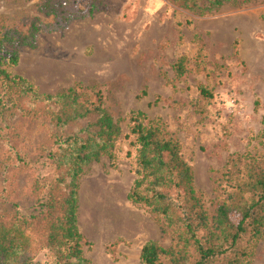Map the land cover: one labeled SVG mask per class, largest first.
<instances>
[{"label": "trees", "instance_id": "1", "mask_svg": "<svg viewBox=\"0 0 264 264\" xmlns=\"http://www.w3.org/2000/svg\"><path fill=\"white\" fill-rule=\"evenodd\" d=\"M248 1L165 0L197 16ZM103 5L104 0H39L40 17L27 26H0V264H91L78 227L80 179L102 159L116 169L123 141L135 177L127 200L154 216L170 239L168 247L146 243L139 264H253L264 241V116L261 133L248 140L245 151L228 156L223 197L210 215L180 141L164 130L161 118L132 111L126 120H115L101 99L80 86L46 95L4 69L17 65L16 50L32 47L39 34L64 30ZM204 58L201 48L196 65ZM191 62L181 55L168 83L184 81ZM197 92L205 106L215 98L209 86L199 84ZM192 107L206 117L204 105ZM43 168L49 179L40 176ZM23 204L32 211L21 210Z\"/></svg>", "mask_w": 264, "mask_h": 264}, {"label": "rangeland", "instance_id": "2", "mask_svg": "<svg viewBox=\"0 0 264 264\" xmlns=\"http://www.w3.org/2000/svg\"><path fill=\"white\" fill-rule=\"evenodd\" d=\"M38 4L0 0V26H27L39 16ZM201 48L205 63L196 65ZM5 49L13 51L7 45ZM16 53L17 65L4 69L42 94L80 86L94 100L101 99L115 120H126L132 111L161 118L164 130L180 141L210 215L223 197L228 156L242 154L248 140L262 131L264 0L240 7L227 3L207 16L174 8L165 0H104L93 16L64 30L41 33L32 47ZM181 55L192 60L190 71L184 81L168 83ZM199 84L213 89L211 104L200 102ZM193 102L204 105L205 118L195 114ZM127 126V121L121 124L124 134ZM121 147L116 169L102 159L89 165L80 179L78 227L91 264H139L146 243L170 246L160 222L127 200L135 177L124 157L125 141ZM47 172L41 169L40 176L49 179ZM21 210L29 213L32 207L23 204ZM253 264H264V241Z\"/></svg>", "mask_w": 264, "mask_h": 264}]
</instances>
